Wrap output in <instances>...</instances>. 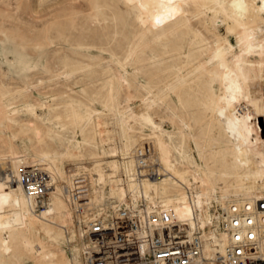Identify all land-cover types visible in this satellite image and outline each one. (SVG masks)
Segmentation results:
<instances>
[{
    "label": "rangeland",
    "instance_id": "rangeland-1",
    "mask_svg": "<svg viewBox=\"0 0 264 264\" xmlns=\"http://www.w3.org/2000/svg\"><path fill=\"white\" fill-rule=\"evenodd\" d=\"M255 4L259 5V0ZM142 11L153 16L146 26L138 21ZM210 15L209 7L193 1L181 5L178 0H0V107L5 109L0 117V153L11 148L43 168L46 166L38 160L41 151L58 156L69 148L66 157H55L66 185L69 173L89 172L96 160L104 166L116 163L117 171L131 166L114 127L119 117H126L128 140L134 149L152 130L141 114L149 112L166 131L179 126L180 116L194 131L171 138L176 148L170 149L171 157H181L192 169L197 164L206 170L203 159L225 164L226 174L212 181L219 193L223 180L234 182L236 173L242 172L235 168L234 153L225 135L213 125V113L206 109L209 92L219 93L218 84L209 82V89L195 93V101L181 104L175 81L184 64L189 69L207 55L203 51L206 43L213 45L218 40L237 46L241 30L226 19L215 31ZM185 19L201 37L181 32ZM249 24L264 28V14L261 18L251 16ZM189 82L186 79L183 85ZM256 98L248 108L257 113L253 121L264 136V99ZM72 108L89 118L86 135H80L68 121ZM206 141H210V148ZM181 149L182 154L178 152ZM254 173L255 168L250 167L247 175L252 191L257 192L256 182L264 183L257 181ZM117 174L124 179L121 171ZM197 185L192 184L195 191L199 190ZM245 190L250 189L247 186ZM230 193L228 198L234 199L236 194ZM56 199L64 202L72 220L66 218L63 227L47 221L32 223L30 229L16 234L25 242L12 243L8 254L0 249V264H52L42 258L47 253L63 264H83L80 229L85 230L86 223L78 220L66 197H52L37 210L30 204L41 217L49 207H55ZM217 205L213 202L208 214L213 216Z\"/></svg>",
    "mask_w": 264,
    "mask_h": 264
},
{
    "label": "bare ground",
    "instance_id": "bare-ground-1",
    "mask_svg": "<svg viewBox=\"0 0 264 264\" xmlns=\"http://www.w3.org/2000/svg\"><path fill=\"white\" fill-rule=\"evenodd\" d=\"M126 1L133 3L137 0ZM190 1L211 9L210 23L213 30L216 31L220 23L226 19L231 20L236 29L241 30L237 46L229 42L222 44L218 40L213 45L209 42L206 43L203 51L207 55L189 69H185L186 64H184L179 69L180 72L175 79L179 83L177 98L181 104L195 101V93L202 88L209 89V82L214 81L218 84L219 93L209 92L205 104L206 109L209 108L213 113V125L215 124L222 131L230 150L234 153L235 168L242 172L236 173L238 177L233 180L234 182L227 181L228 178H226L227 180H223L224 186L217 193L218 190L214 189L212 181L214 178L220 177L219 175L226 174L225 164L212 163L213 160L203 159L206 170L197 164L192 169L193 167H189L191 165L188 162L184 161L185 164L181 162V157L179 160L172 158L169 151L171 148L174 150L176 148L172 145L171 138L184 131L192 134L194 128L183 118L177 116L180 121L179 126L175 127L174 131H166L159 123L155 122L149 112L141 114L140 117L146 124L150 125L152 130L149 135L145 133L142 136L141 145L137 148L142 147L145 142L150 146L151 154L147 161L153 165L158 175L152 179L137 181L133 177L137 148L133 149L129 144L126 117L118 118L117 116L118 123L114 127L121 136L119 138L122 139L119 147L131 158V166L122 167L121 170L117 171L116 163L113 162L104 166V162L96 160L98 162L94 161L91 164L89 172L69 173L65 185L64 182L62 183L63 175L57 167L55 157H66L69 148L58 156L49 151H41L38 160L40 165L46 166L42 169H45L50 176L48 187V196L50 194V197L47 196L46 198L47 204L50 203L52 197H66V201L76 213L78 220L86 223L87 227L90 219L105 210V206L111 209L115 207L116 210L121 202L130 199L136 200L138 197H143L152 202L159 200L162 205L170 207L177 218L184 220L190 227L198 225L205 229L203 258L195 264H213L211 259L215 249L220 251L222 244L220 241L221 234L216 235L211 230L215 216L208 214V210L213 202L224 205L226 201L231 200L228 198L229 192L233 195L236 194L234 199L259 198L264 195V185H258L257 182L256 186H259V190L257 192L252 191L253 186L248 181L247 175L248 169L254 167V178L264 183V136L260 135L253 121L257 113L248 108L252 106L256 97L257 100L264 99V28L255 29L249 24L251 16L261 18V14H264V0H259V5L255 4V0H178V3L187 5ZM152 17V14L142 11L138 15V21L146 26ZM181 29L182 33L191 32L196 38L202 35L194 28V25L189 23V19L182 22ZM186 79L190 82L183 85ZM4 113L5 109L0 107V117ZM67 116L70 124L77 127L76 131L80 135H86V125L89 118H84L76 108H72ZM92 133L97 134L96 131ZM98 133L102 137V133L100 131ZM40 136L39 133V139ZM101 141L104 140L101 139ZM184 143L185 140L181 141V146L184 147ZM205 143L210 148V141ZM178 152L182 154V149ZM176 154L180 156L177 152ZM213 154H217V151L214 150ZM111 156H115V154H111ZM29 159L24 154H17L11 148L6 153H0V249L2 254L10 253L12 243L15 241L25 242L16 234H21L26 229H30L32 223L47 221L58 227H63L66 218L72 217L64 202L59 199H56L55 207H49L44 215L39 217L41 213L37 215L33 212L30 204L31 199L27 197L20 183L14 181L11 184L7 182L8 176L5 175V172L9 170L13 175H17L22 167L33 165ZM178 167L186 170L182 171ZM87 169L85 168V170ZM119 171L122 172L124 179L119 178L117 174ZM75 178H80L77 182H83L82 185H79L85 186V192L81 196L87 200L86 202L74 203L73 206L69 202V191L71 187L75 186ZM56 182L59 183L56 184ZM196 183L199 184L197 185L198 191L192 188V184ZM231 183L234 184L231 185ZM247 186L250 189L248 191L245 190ZM172 189L177 191L173 192ZM231 189L232 191H230ZM211 200L212 204H209ZM79 206H82V210H75ZM80 233L82 248L84 249L89 243V238L86 236V229H80ZM85 240L87 244L84 242ZM215 243L218 248L214 247ZM32 249L39 251L41 248L32 247ZM42 258L49 260L52 264H63L62 261H54L53 253L43 254Z\"/></svg>",
    "mask_w": 264,
    "mask_h": 264
},
{
    "label": "built area",
    "instance_id": "built-area-1",
    "mask_svg": "<svg viewBox=\"0 0 264 264\" xmlns=\"http://www.w3.org/2000/svg\"><path fill=\"white\" fill-rule=\"evenodd\" d=\"M151 150L147 142L136 149L137 181L157 175L148 163ZM7 182H18L36 209L48 196L49 173L39 165L22 167L17 175L6 171ZM69 191L70 203L86 202L83 182ZM82 210V206L75 210ZM211 230L221 234V250L215 249L213 264H264V195L259 198L231 199L214 209ZM77 212V211H76ZM205 229L190 227L170 207L159 200L121 202L115 210L105 206L86 227L89 243L83 249V264H195L203 258ZM214 247L218 248L215 243Z\"/></svg>",
    "mask_w": 264,
    "mask_h": 264
}]
</instances>
